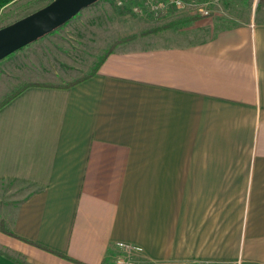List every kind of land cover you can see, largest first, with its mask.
<instances>
[{"label":"crops","instance_id":"1","mask_svg":"<svg viewBox=\"0 0 264 264\" xmlns=\"http://www.w3.org/2000/svg\"><path fill=\"white\" fill-rule=\"evenodd\" d=\"M4 184L27 190L0 216V264H115L116 242L155 264H264V7L26 87L0 107Z\"/></svg>","mask_w":264,"mask_h":264},{"label":"rangeland","instance_id":"2","mask_svg":"<svg viewBox=\"0 0 264 264\" xmlns=\"http://www.w3.org/2000/svg\"><path fill=\"white\" fill-rule=\"evenodd\" d=\"M49 1L52 0H15L1 9L0 28ZM123 2L120 6L116 0H98L53 31L0 60V102L28 83L63 85L81 78L91 72L108 48L207 39L217 29L252 19L254 9L264 7V0H189L191 5L184 8L169 6L164 13L155 14L146 10L133 12L130 7L140 5L138 0ZM199 6L208 8L209 15L201 16L196 10ZM26 190L17 184L2 185L0 216L12 215L15 198ZM137 264L155 263L145 262L141 257Z\"/></svg>","mask_w":264,"mask_h":264},{"label":"water","instance_id":"3","mask_svg":"<svg viewBox=\"0 0 264 264\" xmlns=\"http://www.w3.org/2000/svg\"><path fill=\"white\" fill-rule=\"evenodd\" d=\"M98 0H52L0 28V60L53 31Z\"/></svg>","mask_w":264,"mask_h":264},{"label":"built area","instance_id":"4","mask_svg":"<svg viewBox=\"0 0 264 264\" xmlns=\"http://www.w3.org/2000/svg\"><path fill=\"white\" fill-rule=\"evenodd\" d=\"M140 5L133 4L130 9L133 12L140 13L142 10H146L148 12L164 13L165 10L170 6L176 9L184 8L188 5H191L189 0H138ZM117 5H123V0H116ZM197 12L201 16L209 15L210 10L208 8L197 7ZM115 246L118 248L120 253L116 255L114 262L115 264H137L139 255L142 253V248L138 245H134L127 242H116ZM194 264H218L215 261L208 260H197L193 262ZM235 264V263H234Z\"/></svg>","mask_w":264,"mask_h":264},{"label":"trees","instance_id":"5","mask_svg":"<svg viewBox=\"0 0 264 264\" xmlns=\"http://www.w3.org/2000/svg\"><path fill=\"white\" fill-rule=\"evenodd\" d=\"M14 1H15V0H0V11H1V9H3L4 7H6L7 5L13 3ZM49 2H50V1H49ZM188 20H190V19H186V20H184V21H188ZM170 27H171V26H170ZM161 29H162V28H161ZM155 30H156V29H154V30H152V31L154 32ZM157 30H158V28H157ZM111 51H112V49L108 48V49L104 52V54L101 55V56L99 57V59L97 60V62H96L95 65L93 66L91 72L88 73V74H86V75H83L81 78H78V79H76V80H74V81H72V82H70V83H65V84H63V85L41 84V83H28V84H25V85H23V86L17 88L16 90H14V91H13L11 94H9L7 97H5V99H3V100L0 102V107H2L4 104H6L8 101H10L14 96H16V95L19 94L21 91H23L26 87H29V86L69 87V86H71V85H73V84H75V83H77V82H79V81H82V80L86 79L87 77L93 75V74L97 71L99 65L102 63V61H103L104 58L107 56V54L110 53ZM2 230L5 231L6 233L10 234V235H13L11 231H9V230H7V229H5V228H3V227H2ZM62 257L66 258V259H68V260H70V261L76 262V263H78V264H81V263H79V262H77V261H75V260L69 258V257L66 256V255H62ZM104 264H105V263H104Z\"/></svg>","mask_w":264,"mask_h":264}]
</instances>
